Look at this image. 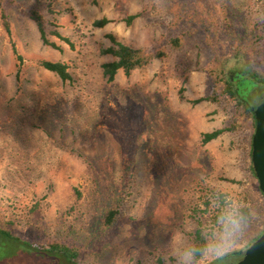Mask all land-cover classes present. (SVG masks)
<instances>
[{
    "label": "rangeland",
    "instance_id": "rangeland-1",
    "mask_svg": "<svg viewBox=\"0 0 264 264\" xmlns=\"http://www.w3.org/2000/svg\"><path fill=\"white\" fill-rule=\"evenodd\" d=\"M225 3L228 63L245 58L246 28L264 21V0ZM202 5L0 0L9 24L7 34L0 18V230L16 239L0 236V264H176L170 237L191 244L196 221L209 227L202 201L218 194L222 210L235 203L251 220L235 254L209 264L241 258L264 228V200L250 165L253 129L224 131L200 144L201 134L226 127L232 114L229 101L192 103L211 87ZM31 10L72 46L51 35L58 49L42 45ZM129 15L136 17L125 25ZM102 18L110 22L92 27ZM107 35L134 48L163 49L166 57L108 82L100 65L112 59L98 52L109 46ZM174 38L180 46L171 49ZM40 60L64 64L69 80L38 68ZM249 98L257 105L264 85ZM111 209L113 221L104 226ZM53 243L73 248L74 263L27 246Z\"/></svg>",
    "mask_w": 264,
    "mask_h": 264
},
{
    "label": "trees",
    "instance_id": "trees-1",
    "mask_svg": "<svg viewBox=\"0 0 264 264\" xmlns=\"http://www.w3.org/2000/svg\"><path fill=\"white\" fill-rule=\"evenodd\" d=\"M203 11V26L206 29L205 44L211 48L213 54L212 62L206 68V75L210 79L211 87L208 94L203 97L192 101L193 104L207 101L211 103H218L221 101H229L232 104V114L226 127L222 129H215L210 132L201 134L200 144L205 145L217 138L224 131H236L240 128L254 127V120L252 115V101L249 98L250 92L256 88L258 84L264 85V21L254 20L246 28L247 40L242 45L243 56L245 58L235 56L233 59H239L226 63V38L230 26L227 13L225 0H200ZM136 15H129L123 19L125 25H128ZM1 26L3 30L8 34V21L3 12L0 13ZM28 18L33 23L39 40L42 45L50 47L52 49H58V47L49 40V36H53L55 39L65 43L71 47V43L66 37L61 36L57 31H47L44 25L43 16L36 10H31L28 13ZM110 21L106 18L94 20L92 27L102 28ZM109 46L100 48L99 55L109 56L112 60L104 62L100 65L102 76L106 81L113 80L117 72H121L124 76H128L133 70L145 68L152 60H162L166 57V53L163 49H157L154 51H148L142 48H134L130 45H126L117 41L112 35H107ZM168 46L171 49H176L180 46V39L174 38L168 42ZM245 59V60H243ZM36 66L45 71H48L62 82L69 80L67 68L64 64L58 62L37 61ZM234 74L233 77L230 75ZM182 89L179 90L180 96ZM233 182V181H231ZM223 195L218 194L213 196L212 199H204L202 201L203 215L208 222L209 227H203L200 220L196 221V228L190 235L191 245L193 247H202L206 243V238L211 234L212 226L216 224V219L222 212ZM240 211L246 216L247 221L251 220L246 207H241ZM115 210H108L103 225L109 226L114 218ZM262 218L260 223L264 226V206L260 211ZM259 217V216H258ZM263 231H260L255 237H253L247 247L253 242ZM1 238L5 240L16 241L10 237L9 233L0 230ZM3 240L1 242H3ZM31 246L33 250L38 253L44 251L50 252L55 255L61 253V256L68 263H74L75 250L65 245H59L56 243L50 244L44 247L40 244H27ZM235 253H229L219 259L226 258L227 256H233Z\"/></svg>",
    "mask_w": 264,
    "mask_h": 264
},
{
    "label": "clouds",
    "instance_id": "clouds-1",
    "mask_svg": "<svg viewBox=\"0 0 264 264\" xmlns=\"http://www.w3.org/2000/svg\"><path fill=\"white\" fill-rule=\"evenodd\" d=\"M247 228L246 216L237 204L229 203L217 217L202 247H193L184 236L176 234L170 237L169 246L176 264H209L238 249Z\"/></svg>",
    "mask_w": 264,
    "mask_h": 264
},
{
    "label": "water",
    "instance_id": "water-1",
    "mask_svg": "<svg viewBox=\"0 0 264 264\" xmlns=\"http://www.w3.org/2000/svg\"><path fill=\"white\" fill-rule=\"evenodd\" d=\"M252 115L254 127L250 139V165L264 200V98L252 108ZM235 264H264V228Z\"/></svg>",
    "mask_w": 264,
    "mask_h": 264
},
{
    "label": "flooded vegetation",
    "instance_id": "flooded-vegetation-1",
    "mask_svg": "<svg viewBox=\"0 0 264 264\" xmlns=\"http://www.w3.org/2000/svg\"><path fill=\"white\" fill-rule=\"evenodd\" d=\"M230 76H231V77H233V76H234V74H232V73H231V75H230Z\"/></svg>",
    "mask_w": 264,
    "mask_h": 264
}]
</instances>
